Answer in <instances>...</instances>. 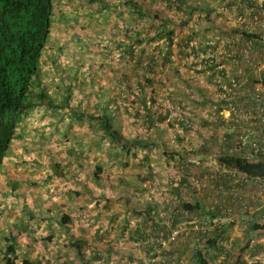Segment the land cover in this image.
<instances>
[{
  "label": "trees",
  "instance_id": "1",
  "mask_svg": "<svg viewBox=\"0 0 264 264\" xmlns=\"http://www.w3.org/2000/svg\"><path fill=\"white\" fill-rule=\"evenodd\" d=\"M78 1L82 2L80 11L85 9L86 22L91 20L96 22L94 26L106 33L103 47L107 53H116L117 60L122 64L124 71L114 79L115 87L111 88L110 92L107 89L106 92L109 94H105L106 96L102 86H98L96 91H86L88 85L83 83L84 77L80 79L76 76L80 74L79 72L68 75L66 65L60 69L56 67L60 53L58 49H53L50 43L52 42L51 30L57 0H0V167L9 160L7 157L10 152L20 151L24 154L31 148L25 145L28 136H24V131L32 124L34 114L41 112L40 121L44 122L50 118L51 123L47 125L50 127V137L54 138V144L63 148L68 158L69 165L65 167V171L56 174L59 178H67V174L71 185H74V191H67V194H75L85 200L88 196L100 192V199L106 207L112 202H117L125 209L132 204V210H134L139 203V196L143 195V185L151 187L154 183L151 158L148 152H156L159 159L165 158L166 164H169L166 159L171 157L176 162L175 165L178 164V171L186 173L189 166L204 164V160L201 161L197 156L207 148L199 147L196 150L192 145L189 147L181 145L179 151L167 149L165 134H163L165 131L158 129L154 123L164 122L168 111L164 107L166 105L157 104L155 89L159 88L165 93L173 86L176 91L180 92L186 88L195 92L202 104H209L213 88L216 86L215 79L219 77L211 59L204 61L203 69L196 72L203 76L201 81L203 87L193 86L195 83L184 75L181 64L188 56L196 57L200 52L213 53L218 45H223L229 52L228 48L236 44L240 47L239 53H235L227 61L231 60L235 67L242 64L239 61L243 60L244 48L248 44L252 45L248 52L250 56L252 51L260 46L257 28H250V25L246 23L248 14L257 10V4L254 0H114V3H110V0ZM122 6L125 10L118 12L117 9ZM218 11L221 13L216 14ZM101 13L105 16L116 15L113 21H109L111 26L108 27ZM218 17L220 18L216 19ZM237 18L241 20V23L232 26L231 22ZM75 20H77L76 17ZM102 20L105 22L102 23ZM251 57L255 56L252 54ZM44 58L51 59V69L54 75L58 76L56 77L58 83L44 84L45 80L42 79ZM195 63L202 65V61ZM73 68L69 70H74ZM62 72L63 76L60 77ZM197 82H200L199 78ZM81 83H83L82 86H80ZM73 84L79 88L80 94H86L81 95L82 98L80 97L74 106L73 102L71 105ZM123 94L128 97L135 94L131 101L134 105L138 97L148 95L146 102L145 100L140 101L143 108L142 113H139V108L121 107L118 100L126 101ZM172 94L180 95L174 91ZM169 99L172 100L171 97ZM147 102L151 107L146 106ZM177 103L181 105V101L178 100ZM154 105H157L155 110H153ZM119 108L125 111L127 117L132 113L135 119H145H142V126L145 127V130H141L143 138L140 136L131 139L124 137L121 132V123L116 116V112L120 111ZM151 111L155 112L152 114ZM184 116H181L182 121H178V124L186 130L184 122L189 123L195 115L189 113L187 117ZM206 121L210 127L212 122ZM60 124L62 130L59 128ZM220 124L221 122H218L216 129L223 128ZM135 125L132 123V126ZM73 128L78 130L77 134L71 133ZM185 130H183L184 134H186ZM27 131H34V136H37L36 138L41 142L46 138L43 126L38 130L34 127ZM200 139L203 145L208 143L209 146L210 141L216 145L218 137L213 134L209 140L203 137ZM65 142H69L67 147L64 146ZM174 142L178 145L183 143L178 136H175L172 144ZM222 147L217 151L216 160L219 165L234 167L248 176L264 178V164H247L237 156H228L227 149L224 151ZM138 152H144V154L136 162L134 157ZM187 152L194 158L196 157L195 164H187ZM108 169H117L120 175L112 179L106 174ZM126 169H128L127 173L124 172ZM208 170L210 169L206 171ZM53 175L55 176L54 171ZM219 184L227 187L224 178H219ZM78 188L79 190L76 191L75 189ZM105 191H108L111 197H107ZM150 200L151 203H158L154 199ZM59 204L61 207L65 206L63 203ZM53 207L56 211L51 213L50 208ZM180 207L189 213V207ZM58 208L54 204L48 207L42 215L28 213L27 219L32 222L29 223L30 227L34 225V221L47 220L46 231L55 230L54 227H57V233H53V236H59L60 233L65 234L70 243L65 245L61 242L63 248L67 247L68 252H73V261L66 260L65 264H92V262L99 261L101 258L99 241L104 232L99 228L100 233L95 237L99 242L98 246L89 244L84 238L73 239L69 232V226L73 221L70 212H67L69 207L61 208L63 210ZM149 208L150 206H146L142 211L136 213L135 209L131 212L135 216H142L143 226L129 232L127 236L123 234L122 226L115 227L119 240L122 237L124 242H142L144 237L142 234L145 233L147 236L150 229H153L150 233L152 235L147 237V241H152L157 237L160 228L165 227L163 225L165 223L159 222L160 219L169 221L172 214H174L173 218L177 215L181 216L180 213L172 210L170 213L167 211L154 213ZM214 212L211 219L219 213V210L216 209ZM49 213L51 214L48 215ZM131 217L132 215L129 219ZM124 219L127 220L125 216ZM110 221L113 222L111 219ZM25 223L26 221L15 219L9 228L17 227L19 231H8V234L3 235L0 241V264H49L48 261L43 263V257L39 254L34 259L28 257V254L31 256L29 252L26 254L20 251L22 254L19 255L16 237L23 238V232L25 233V228L28 226V223ZM53 236L49 234L44 237L46 239L41 240L48 243ZM214 239L215 229L205 235L199 232L191 234L186 244V252L189 254L186 264H210L207 249H211V245L215 244ZM158 240L156 239V244H159ZM167 246L170 245L167 244ZM88 247H90L89 257L85 252ZM109 252H111L110 247H108L107 260L111 257ZM182 253L183 251L176 254L182 256ZM130 257L129 255L127 258L130 260ZM174 260L175 264L183 263L182 257L178 258L175 255ZM164 261L167 264L166 256H164Z\"/></svg>",
  "mask_w": 264,
  "mask_h": 264
},
{
  "label": "crops",
  "instance_id": "2",
  "mask_svg": "<svg viewBox=\"0 0 264 264\" xmlns=\"http://www.w3.org/2000/svg\"><path fill=\"white\" fill-rule=\"evenodd\" d=\"M80 4H82V2H79L78 0H57V2L55 3V9H54V14H53V17H54L53 22L54 23H52V25L57 26L59 32L62 31V34H66V33L71 34L72 28L71 27L67 28L70 24H73V22L71 21L73 18L71 16H73L74 18L76 17V19H78V20L79 19L80 20L85 19V25H86L88 23V21L86 22V17H85L86 14L84 13L85 9L80 11ZM79 13H81L82 18L77 16ZM218 13H221V12L220 11L216 12V14H218ZM100 15H102V13ZM102 16L106 17L105 19H109L107 21V24L109 27V26H111V22H109V21L112 20L110 18H114L116 15L112 14V16L111 15H109V16L102 15ZM219 18L220 17H218L216 19H219ZM88 20H90V19H88ZM218 22H219V20H218ZM226 22L230 23L228 21H226ZM240 23H241L240 20L237 18L235 21L233 19V21L231 22V25L237 26ZM64 32H66V33H64ZM66 36L67 35L64 36L65 41H68ZM69 37H71V35ZM66 43H68V42H66ZM53 49H54V47H53ZM44 60H46V58H44ZM181 66H182L181 67L182 72L185 73L184 75H186L187 78H188L187 72L188 73L192 72V75H190L191 79L195 78L197 80L198 77L201 75L200 73L197 74L192 69V67L188 64L187 60H185V59L183 60ZM158 89L159 88L155 89V93L157 92ZM173 91L176 92L177 94L180 93V95L176 96L175 94H172ZM157 94H159V92H157ZM163 94H165L167 96L166 101L164 103V105H166V106H164V107L168 111V116L166 117L164 122H162V123L155 122L154 125L156 127H158V129L165 131L163 134H165V141H166L165 144L167 146V149L173 150V151H175V150L179 151L181 145H182V147H184V146L189 147L190 145H192V147L195 148L196 150L199 147H204V148L207 147L202 154L197 156V157H199V159H201V161L204 160V164L192 166L187 170L186 173H184V172L178 171V169H177L178 164L175 165L176 162L171 157L166 159V161L169 162V164H170L169 165V164L165 163V161H164L165 158H160L161 160L159 158H156V160H153L154 159L153 157H155L156 152H152V151L148 152L149 156L151 158V161H153V163L155 162V163L159 164L160 161H162V162L164 161L163 164H165L166 166L163 167L162 169H159L158 165H154V166L151 165V167L153 169L152 177L154 178V180L157 183H153V185L151 187H149V186L145 187L143 185V187H142V189L144 190L143 195H145L144 193L147 192L149 189H151L154 186L153 189L156 188L154 191L158 193V197L161 194H165L167 198H166L165 203H161L159 199H157V200L154 199L157 196L152 197L155 200V202L158 201V203L156 202V204H154V203H151L150 198H148V200H146V199H144L143 195H140L139 196V203H138L137 207L135 208L136 213H137V211H142L143 208L146 206H150L149 209H151V212H154V213H157V212L159 213V211L163 212V213L165 211H167L170 213L172 208H179L180 206H182V207L187 206V207H189V210H190L189 213L192 216V218L199 219L201 222L209 223L212 220L210 217H212L213 213H215L214 210H211L212 199H211L210 189L205 188L204 192L195 193L192 189H190L189 187L186 186V177H187L188 173H190V169H192V171L195 172L197 175H200V176L203 175L204 172L208 169L205 167V162L207 161V158L210 157V155L212 153H214L213 151H215L219 148L221 149L222 146H223L222 148L224 149V151H225V149H227L226 152H227L228 156H230V157L234 156L235 157L236 155L230 153V149L233 145V141L235 138L234 130L231 131L230 127H228L225 123H223L219 120H214V118L212 117V113L209 112V104H202L200 102L201 99L198 97H195L196 101L200 105H203L205 107L201 108L200 111L195 112V114H194L195 118L196 119L198 118L196 123H195L196 119H194V116H193V118H191L192 121H190L188 125L185 124L186 130L182 129L179 126L178 122H176L174 120V116L172 117L171 115H172V113L176 112L177 108H180V109H182L186 112H189L191 114L192 109L190 107V104H193V106H194L195 103L188 100L186 88H185V90L180 92L178 90L176 91L175 86H173L170 89H167L165 91V93L163 92ZM131 97L133 98L135 96L133 95ZM169 97H171L172 100H170ZM147 98H149L148 95H146L145 98L143 95L138 97L137 102L135 103L136 107L134 106L135 108L134 107L133 108L134 109L139 108L140 109L139 113H142L143 108H142V104L140 103V101L145 100V102H146ZM178 100L181 101V105H179L177 103ZM210 100H209V102H210ZM156 103H157V100H156ZM196 105H197V103H196ZM122 106H124V108L126 107V105H124V104H122ZM146 106L151 107L148 102L146 103ZM173 106H176V107H173ZM155 108H157V105L153 106V110H155ZM202 110H204V111L201 112ZM124 112H123V114H121V116L124 115L125 117H127ZM154 112L155 111H153V112L151 111L152 114ZM117 113L118 112H116V114ZM196 113H198L199 116H202V117H199ZM207 113H210V115H208ZM117 117H118V115H117ZM128 118H130V120H131V122H130L131 124L128 123L129 124L128 127H131L132 130L131 131L128 130L129 133L124 134L125 135L124 137H126L127 139H131L135 136H140L141 138H143L142 137L143 132H141V130H145V127L143 128V126H142L143 120H145V119L144 118L135 119L132 116V113H130V116H128ZM206 120H209L212 122L210 127H209V124ZM118 121L120 122L119 119H118ZM198 121H199V123H198ZM218 122H221L220 125H221V128L223 127L222 129H220V128L216 129V125L218 124ZM132 123H135L136 125L132 126ZM121 129H122L121 131L124 130V127L122 126V124H121ZM183 130L186 131V134L183 133ZM213 134L218 137L217 144L215 145V143L213 141H210L209 146H208V143L206 145L205 144L203 145V141L200 138L203 137L204 139L209 140L212 138ZM170 136H172V141L175 139V136L176 137L178 136L180 139H182L183 143L178 145L174 142V144H172V141L170 142ZM193 138H195L194 141H192ZM153 141H154V139H153ZM190 141H192V144H190ZM160 142H162V140ZM195 142H196V145H195ZM143 154H144V152L136 153V157H134V160L137 162L138 159H140ZM24 156H25V153L22 154L20 151L19 152L15 151V152H10V155L7 157V159L12 158L13 161L18 163V161L26 159V158L23 159ZM158 159H159V161H157ZM28 162H29V164L33 163L29 159L27 162L25 161V163H28ZM170 170L173 171L172 174L169 172ZM9 172H10L9 173L10 175H8L6 168L2 170V166L0 167V210L1 211H3V209L8 210L7 215H9L11 217V222L5 223V226H6L5 228H2L0 226V233L2 232L3 235L8 234V231H6L5 229L9 228L12 225L13 221H15V219H17V221L20 219L21 220L24 219L23 222L26 221V223H28V226L25 225L26 226L25 233L23 232L24 236H23V238L21 236H19V238H17V243H18V251H19L18 253L24 252L27 254L28 252L33 251L32 239L34 237V235L32 234L33 231H31V227H30L31 225H29V223H32V222L27 219L28 213H33L35 215H36V213H40L42 215L47 208L44 209L43 211L37 210L36 213L31 212L30 208H25V209L23 208L24 210L22 209L21 211H23V214L25 212V214H24L25 218H22L23 214H20V216H19V214L15 213V212L11 213V211L16 210V206L19 203V200H18L19 198H17V195H15V194H18L17 191L16 190L14 191L15 194L12 193V191H11L12 187H15V189H16V184H17L16 183L17 181H12V179L14 180L16 178L18 180L19 176L17 177L13 171L12 172L9 171ZM153 173H154V175H153ZM4 175H8V176H6L7 178H4ZM224 181L226 182L227 187H223L221 184H219V179L215 180V182H214L215 187L221 186L224 189H228L229 188V181L228 180H224ZM28 182H30L29 178H26V179H24L23 184L24 183L27 184ZM20 184H22V183H20ZM22 189H23V192H29L30 194H32L30 187L24 185ZM75 190L78 191L79 188L75 189ZM33 193L36 194V192H34V191H33ZM105 193H106L107 197H111V195H109L108 191H105ZM12 195H14V196H12ZM94 196H96V195L95 194L90 195L85 200H82L80 197L76 196L78 199H80L82 201L81 204L79 202H74L70 206H68L66 204L64 206V207L68 206L69 207L68 209L72 208V210L75 212L74 215H71V217L73 218V221H72V224L70 225L71 229L69 228V232H70L71 237L73 239H83L84 238L89 244L98 246V243L100 241L98 242L95 239V237H97L98 234L100 233V232H98L99 228H100V231L103 228L104 233L102 232L103 236L101 239V241L103 242V245H100V251H101L100 256H101V258L99 261L92 262V264H158L156 262V260L159 258L164 259V256L167 257V263L168 264H175V260H174L175 255L178 258L182 257V261H183L182 264H186V260L189 258V254L186 252V244L189 242V240H188L189 236L182 237L176 243L169 244L170 246H161L159 244H156L155 238H153L152 241H147L148 236H146L145 233L142 234L144 236L142 238V242H136L137 244H132V241L124 242V241H122V240H124V238H122V237H121V240H119V236L116 235L118 233H116L115 227L117 225L122 226L123 234H125L127 236V234L129 232H133V231H135L136 228H141L143 226V222L141 224V221H143L142 216H138V215L135 216V214L131 213L132 211L135 210V209L132 210V204L130 207H127V209H125L123 207V205H119V203H117V202H115V203L112 202V203L108 204L106 207L102 201V208L99 207L98 214H100V213L101 214L103 213V214L99 215L98 217L94 216L92 218L91 217L92 213H90V212L94 209L93 207H91L92 206L91 203L92 204L94 203V202H92ZM5 197L7 199H6L5 203L2 204V202H3L2 199H4ZM11 197H13V199ZM219 197H220V195H219ZM26 200L27 199L25 198V194H24V198L23 199L21 198V202L23 204H25ZM7 201L9 204L7 203ZM53 206H54V204H53ZM64 207H62V208H64ZM58 209H61V207H59ZM33 210H35V209H33ZM61 210H63V209H61ZM127 210L129 213L127 212ZM52 211H56V209L54 207L50 208L51 213H52ZM84 211H86L87 213L90 214L87 219H88V221H90V223H92V220H93V223L91 225L85 224L84 222L80 221L79 217L81 216V212H84ZM75 215H77V217H75ZM131 215H132V217L129 219V217ZM124 216L127 218V220L126 219L123 220ZM215 216L223 218L222 213H220V212L217 213ZM1 218L2 217L0 216V220H1ZM74 218L79 219L78 220L79 223L77 222L76 227L73 226ZM110 219L113 220V222H111ZM137 219H138V221H137ZM181 220H182V217L180 215H177L174 217L173 223H171L170 220L165 221V219H160L159 222L165 223V224H163L165 227H163L161 225L162 227L160 228V231L159 230H157V231L166 233L170 230L171 227L178 224ZM40 221H42V220H37V221H34L33 223H34V225L37 224L38 226H41V223L40 224L38 223ZM44 222L46 223V226H47V220H45ZM93 226H97V229L95 231L94 230L92 231ZM148 226L152 227L150 225H148ZM213 226L215 227V228H213V229H215V239H214L215 244L211 245V249H207L209 252V255L207 257H209V263L210 264H264V213H262L260 216H258L257 219L250 218L249 221L238 220V221L232 222L226 218H225V220H220L218 218L216 221L213 222ZM89 227H90L92 233H90ZM28 231L30 233H28ZM47 231H50V230H47ZM49 234L52 235L53 233H49ZM55 236H57V235H55ZM253 237H254V240L251 241V239ZM261 237H263V239ZM62 240H65V241L63 242ZM68 241H69V239L66 238L65 234L63 235V233H60V235L57 239L58 244H60V246H61L62 245L61 242H63L65 245H67L69 243ZM22 243H23V245H20ZM108 247H110V249H111V252H109V256H111V257L107 260V258H108ZM182 251H183L182 256H178L176 254V253H179ZM64 252L65 253H61V254L56 252L55 258H60L61 262L63 264H65L66 260L65 261H62V260H64L65 258H69L67 260L73 261V252H71V251L68 252V250L64 251ZM85 252L87 253V257H89L90 247H88V249H86ZM174 252H176V253L173 255ZM128 254L133 258L131 259V257H130V260H129L127 258L129 256ZM62 263H60V264H62ZM72 264H74V263H72Z\"/></svg>",
  "mask_w": 264,
  "mask_h": 264
},
{
  "label": "rangeland",
  "instance_id": "3",
  "mask_svg": "<svg viewBox=\"0 0 264 264\" xmlns=\"http://www.w3.org/2000/svg\"><path fill=\"white\" fill-rule=\"evenodd\" d=\"M104 1V0H102ZM109 1V0H108ZM111 2H115L114 0H110ZM125 10V8L122 6L119 9H117V11H122ZM116 11V12H117ZM77 16L81 17V13H79ZM73 19L71 20L73 22V24H70L67 28L71 27L72 28V32L71 34H62V31L59 32L57 26L53 25L52 30H51V40L52 43H50L52 45V47H54L55 49L59 50V57L57 58L58 62L56 63V67L58 69H60L61 67H63V65H66V71H68L67 73H69L68 75H71L72 73L75 72H79L78 78L82 79L84 77V82L85 84L88 85L86 91H96V89L99 87H103V91H104V95L108 94V91L115 87V81L114 79H116L117 77H119L118 75L120 73H122L124 71V68L122 66L121 63H119V61L117 60L116 57V53L114 54H110L107 53L106 50L104 49L103 45L105 44L106 41V33H103L102 31H99V27H95L94 24L96 25V22L94 21H90L87 23V25H85V19H78L74 21V17L71 16ZM82 18V17H81ZM104 19L106 17H103ZM54 19V17H53ZM110 19H114V18H110ZM106 21H108L109 19H105ZM105 21L102 20V23H104ZM54 23V22H53ZM93 23V24H92ZM114 28V26L112 27ZM65 35L68 41H65ZM71 35V37H69ZM87 36H89L88 38H86ZM68 42V43H66ZM108 46V44H106ZM50 61L51 59H46L45 61H42V68H44V70L42 71L43 77L42 79L45 80L44 84H50L51 85L53 83H58L56 77L55 76L52 69H51V65H50ZM74 67V70H69L70 68ZM88 75V76H87ZM192 75V72L188 73V79H190L192 82H194L195 84L193 85L194 87L198 86V87H203V83L202 82H197L198 79L196 80L195 78H190ZM60 77L63 76V72L59 75ZM80 76V77H79ZM49 77V79H48ZM88 77V78H87ZM51 78V79H50ZM90 78V79H89ZM89 79V81H87ZM80 84V86H82V84ZM89 83V84H88ZM157 92H159V94H157ZM157 92L155 93V96L158 99V104L159 105H164L165 101H166V95L163 94L162 91L157 90ZM71 105L73 102V106L74 103H77V101L80 99V97L82 98L81 95H86L85 93H81L80 94V90L79 88L75 87V84H73V87L71 89ZM135 93H137V91H135ZM105 95V96H106ZM135 94H132V96ZM92 98V96H89V98ZM146 97V96H145ZM144 97V98H145ZM196 96V93L193 91H189L187 90V98L188 100H190L191 102L194 101ZM85 98V96H84ZM123 98L126 99V101L122 102L123 100H118L119 103L126 105L127 107H134L135 105L131 102L132 101V97L131 96H127L125 94H123ZM89 100V99H88ZM148 100V99H147ZM130 101V102H129ZM195 103V105L193 106V104H190V107L192 109L191 113L195 114V112L200 111L201 108L205 107L203 105H200L198 102H193ZM197 103V105H196ZM131 104V105H130ZM83 105H86L85 103H83ZM136 107V106H135ZM134 107V108H135ZM120 111L116 114V116L118 115L119 120L122 124V126L124 127V130L121 131L122 134H127L129 133V131L132 130L131 127H128V123L131 122L130 118L125 117L124 115L121 116V114H123V110L122 108H119ZM204 110H202L201 112H203ZM198 116L199 114L196 113ZM41 112L34 114L33 118L34 120L32 121L31 119V123L29 127H27L24 131V136H28L25 140V145L30 149H28L25 153V156L23 157L26 158L25 160H20L18 161V163H16L15 161H13L12 158H10L9 160H7L6 162H4V164L2 165V170L3 169H7L8 175H10L9 171H13L16 176L19 178L18 180L15 178L14 180L12 179V181H17L16 183V189L15 187H12V193H14V191L16 190L18 194L17 198H19V203L16 206V210L15 211H11V213L15 212L17 214H23V211H21L23 208H30L31 212H37V210L39 211H43L44 209L50 207L53 204H56L58 207H61V205L59 203H63L64 205H68L70 206L72 203L74 202H79L80 204L82 203V201L80 199H78L74 194L73 195H68L67 191L73 190L74 191V185H71V180L68 179L69 176L66 174L67 178H59L58 176H56V174L58 173H63L65 171V167L68 164V158L67 156H65L64 152H63V148L58 144H54V138L50 137L51 131H50V127H48L47 125L49 123H51L50 118H47L44 122L40 121V116H41ZM202 117V116H199ZM196 119V118H194ZM198 118L195 120V123L197 122ZM63 123V122H62ZM199 123V121H198ZM45 126H44V125ZM131 124V123H130ZM43 126L44 130H45V139L47 142H45L43 140V142L39 141L36 137L34 136V131H27V130H31L34 129V127H36V129L38 130V128L40 129ZM59 128H61V124L59 125ZM62 130V128H61ZM71 133H78V130L76 129H72ZM125 136V135H124ZM49 138V139H48ZM48 139V140H47ZM195 138L192 139V141H194ZM172 141V136H170V142ZM192 141H190V144H192ZM69 142H65L64 146H68ZM194 145V144H193ZM196 145V142H195ZM153 160H156V158H159L157 156V154L155 155V157H153ZM29 160H31L33 163L29 164L25 163V161L27 162ZM87 161H89L88 159H86ZM161 160V159H160ZM151 165L154 166L156 165V163L153 161H151ZM166 165L163 164L162 161L159 162L158 167L159 169H162L163 167H165ZM52 167H54V169H51ZM108 167V166H107ZM67 168V167H66ZM53 171L55 172V176L53 175ZM125 173L128 172V169H126L124 171ZM171 174L173 173L172 170L169 171ZM18 174V175H17ZM106 174L112 179L116 178L117 175H120V172L117 169H108V171L106 172ZM8 175H4V178H7L6 176ZM21 175V176H20ZM25 175V176H24ZM29 178V181L27 184H23L24 179ZM68 179V180H67ZM22 183V184H20ZM26 185L28 187H30V190L32 191V194H30L29 192H23V186ZM115 185V184H114ZM2 188V187H1ZM28 189V188H27ZM156 189V188H155ZM155 189H149L147 192H145L143 195L144 199L148 200V198H152L157 196L154 199H159L161 203H165L166 201V195L165 194H161L158 197V193L155 192ZM36 192L35 193H33ZM99 193V194H98ZM24 194H25V198L27 199L25 204H23L21 202V198H24ZM96 196H94L92 202H94L93 204L91 203V207H93L94 209L90 212L92 213V218L94 216H99L102 215L101 213L98 214V209L99 207L102 208V201L100 199V192H96L95 194ZM14 196V195H12ZM13 199V197H11ZM2 199V198H1ZM6 197L4 199H2V204L5 203L6 201ZM37 199V200H36ZM69 199V200H68ZM153 199V198H152ZM31 200V201H30ZM74 200V201H73ZM8 203V201H7ZM9 204V203H8ZM83 205V204H82ZM94 205V206H93ZM67 206V207H68ZM35 210H33V209ZM62 208V207H61ZM23 209V210H24ZM72 211V212H71ZM67 212H70V215H74L75 212L72 210V208L68 209ZM8 214V210H4L1 211L0 210V216L2 217L0 220V226L2 228H5V223H10L11 222V217ZM25 214V212H24ZM24 214L22 215V218L24 217ZM51 213H49L48 215H50ZM89 213H87L86 211L81 212V216L79 217L80 221L84 222L85 224H92L90 223V221H88V217H89ZM75 217H77V215H75ZM28 218V216H27ZM79 219L74 218V224L73 226L76 227L77 222L79 223ZM87 219V220H86ZM24 220V219H23ZM86 220V221H85ZM99 221V220H98ZM81 222V223H82ZM39 224L41 223V226H38L37 224L32 225L31 227V231L32 234L34 235L32 241H33V251L29 252L31 253L30 259H34V257L37 256V254H39L40 256L43 257V263L45 261H48L49 264H60L61 259L60 258H55L56 257V252L61 254V253H65L64 251H67V247L63 248V246L60 244H58L57 239L59 236H53V234L51 236L52 240L50 242H45L41 239H46L44 237H47L49 235V233H57V227H54L55 230L50 229V231H46L45 227L46 223L43 221L38 222ZM99 227V226H98ZM69 228L71 229V227L69 226ZM90 229V227H89ZM97 226H93L92 231L96 230ZM6 231H19V228H7L5 229ZM91 229H90V233H92ZM101 231H103V228L101 229ZM28 233H30L28 231ZM3 238V233H0V241ZM16 238H19V236H17ZM63 242L65 240H62ZM70 243V242H69ZM101 245H103V242L100 241ZM20 245H23L20 244ZM63 250V251H62ZM22 253H19V255H21ZM69 258H65L62 261H65ZM70 261V260H68ZM63 264V263H62Z\"/></svg>",
  "mask_w": 264,
  "mask_h": 264
},
{
  "label": "built area",
  "instance_id": "4",
  "mask_svg": "<svg viewBox=\"0 0 264 264\" xmlns=\"http://www.w3.org/2000/svg\"><path fill=\"white\" fill-rule=\"evenodd\" d=\"M254 2L257 4V10L248 14L246 23L250 28H257L258 31L260 49L255 48L252 51L255 57H251L252 54L248 56L252 46L248 44L244 48L243 60L239 61L242 64L235 67V64L231 60L228 62L227 59L239 53L240 47L236 44L228 48L229 52L223 45H218L211 54L200 52L196 57L188 56L185 60L195 72H199L203 69L204 61L211 59L219 77L215 79L216 86L213 88L209 102V112L212 113L214 120H219L230 127L231 131L234 130L235 138L230 153L247 164H264V0H254ZM196 61H202V65L196 64ZM224 61L227 63L225 64ZM198 78L201 82L202 74ZM176 111V118L181 117V110L177 108ZM185 124L189 123L185 122ZM218 150L213 151L214 153L205 162V167L210 169L208 172L205 171L200 176L190 169L186 177V186L195 193L204 192L205 188H209L212 199L211 210L218 209L223 218L215 216L211 222L206 223L192 218L190 213L181 207L172 208V211L181 214L182 220L168 232L158 233L155 242L159 239L161 246L174 244L182 237L198 232L208 234L214 227L213 222L218 218L220 220L226 218L232 222L249 221L250 218L257 219L264 213V178L248 176L234 167L219 165L216 160ZM186 162L195 164L196 159L188 154ZM219 178L229 181L228 189L215 187L214 182ZM173 215L171 223L174 220ZM151 232L152 229L147 236H151ZM253 240L254 237L251 241ZM156 262L166 264L163 258L157 259Z\"/></svg>",
  "mask_w": 264,
  "mask_h": 264
},
{
  "label": "clouds",
  "instance_id": "5",
  "mask_svg": "<svg viewBox=\"0 0 264 264\" xmlns=\"http://www.w3.org/2000/svg\"><path fill=\"white\" fill-rule=\"evenodd\" d=\"M179 110H181V116H188L189 115V113L188 114H186V111H184V110H182V109H180V108H178ZM176 113H177V111L175 112V115H174V120L176 121V122H178V121H182V119H181V117H179V118H176ZM172 117H173V113H172V115H171ZM184 116V117H185ZM191 121H192V119H191ZM184 124H185V122H184ZM2 166V165H1ZM154 183H157L155 180H154ZM132 244H135V243H132Z\"/></svg>",
  "mask_w": 264,
  "mask_h": 264
}]
</instances>
